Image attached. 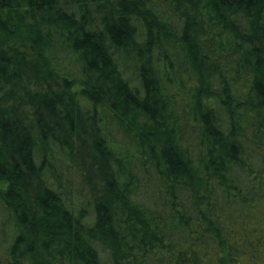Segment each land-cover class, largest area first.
Masks as SVG:
<instances>
[{"label":"trees","instance_id":"trees-1","mask_svg":"<svg viewBox=\"0 0 264 264\" xmlns=\"http://www.w3.org/2000/svg\"><path fill=\"white\" fill-rule=\"evenodd\" d=\"M0 264H264V0H0Z\"/></svg>","mask_w":264,"mask_h":264}]
</instances>
